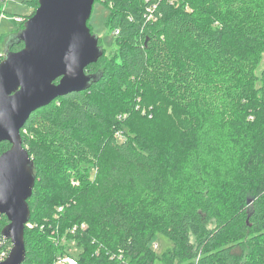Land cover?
<instances>
[{
  "label": "trees",
  "instance_id": "obj_1",
  "mask_svg": "<svg viewBox=\"0 0 264 264\" xmlns=\"http://www.w3.org/2000/svg\"><path fill=\"white\" fill-rule=\"evenodd\" d=\"M99 1L116 56L21 130L36 177L23 264H53L68 242L79 264H154L157 233L174 243L166 264H264V0H153V19L147 0ZM143 95L180 112L170 144Z\"/></svg>",
  "mask_w": 264,
  "mask_h": 264
},
{
  "label": "water",
  "instance_id": "obj_2",
  "mask_svg": "<svg viewBox=\"0 0 264 264\" xmlns=\"http://www.w3.org/2000/svg\"><path fill=\"white\" fill-rule=\"evenodd\" d=\"M96 0H38L35 13L11 40L0 63V216L8 224L1 237L12 244L0 264H23L29 199L36 177L21 130L38 109L56 99L88 90L98 81L89 65L104 55L100 38L88 25ZM23 44L19 51L12 46Z\"/></svg>",
  "mask_w": 264,
  "mask_h": 264
},
{
  "label": "rangeland",
  "instance_id": "obj_3",
  "mask_svg": "<svg viewBox=\"0 0 264 264\" xmlns=\"http://www.w3.org/2000/svg\"><path fill=\"white\" fill-rule=\"evenodd\" d=\"M31 2L32 0H8L7 3H3L6 16L9 17V19L0 20L2 21L0 22V63L11 40V34L15 33L19 22H21H17L16 19L21 18L24 20L32 16L34 8L32 9L30 7ZM34 6L36 7L37 4L35 3ZM109 17L110 10L103 2L96 0L89 20V27L92 32L101 39V47L105 50V55L113 58L116 56L119 48L113 45L115 35L108 25ZM142 99L145 101L146 106L150 107L147 108V114L145 111L143 112L145 113L144 116L146 117L149 114L155 113L156 123L158 121L161 124V130L156 133V139L159 143L166 142L168 144L170 137H176L178 133L182 132L180 128L181 121L179 119L180 112L175 111L171 106L162 105L160 102H157L154 97L143 95ZM139 109L140 106H138L136 110ZM25 135L28 141L33 144L35 142L34 140L39 137L37 133L34 132H27ZM149 138L155 140V136ZM68 243L70 245V253L77 255L80 249L76 248V246L70 242ZM173 247V241L163 234L157 233L153 241V248L156 253V261L154 264H166L163 257L169 250H172Z\"/></svg>",
  "mask_w": 264,
  "mask_h": 264
},
{
  "label": "built area",
  "instance_id": "obj_4",
  "mask_svg": "<svg viewBox=\"0 0 264 264\" xmlns=\"http://www.w3.org/2000/svg\"><path fill=\"white\" fill-rule=\"evenodd\" d=\"M150 4L148 6V13H149V18L153 19L155 17V9L157 8V4L155 3V1L153 0H147ZM0 2L2 3H7L8 0H0ZM3 19H9V17L6 16V12L4 11L3 13L0 14V20ZM17 22L22 21L21 18L16 19ZM119 34V31L116 30L114 35L117 36ZM60 211H62V208H60ZM28 228L32 227L31 223H28L26 225ZM81 229H86V225L82 224L81 226H74L70 229V232L73 234H75L76 232H78V230ZM4 240V239H2ZM61 243V242H60ZM62 243H66L65 240H62ZM71 244L75 245V242H70ZM1 245H3L2 241L0 243ZM69 243H67V249H68V254H64V255H59L57 256V258L54 260L53 264H79L78 262V258L77 255H73L70 253L69 251ZM2 247V246H1ZM11 251V248L9 250L7 249H2L1 253H0V261H5L7 259V257L9 256V253Z\"/></svg>",
  "mask_w": 264,
  "mask_h": 264
}]
</instances>
